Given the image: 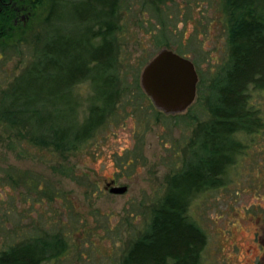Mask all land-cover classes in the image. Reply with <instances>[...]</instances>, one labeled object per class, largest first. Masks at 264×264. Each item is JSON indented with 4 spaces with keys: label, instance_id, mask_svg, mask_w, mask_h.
I'll return each mask as SVG.
<instances>
[{
    "label": "rangeland",
    "instance_id": "obj_1",
    "mask_svg": "<svg viewBox=\"0 0 264 264\" xmlns=\"http://www.w3.org/2000/svg\"><path fill=\"white\" fill-rule=\"evenodd\" d=\"M51 4H38L23 28L0 40V252L35 237L59 238L65 251L43 264H122L172 177L201 150L213 119L211 86L229 64L228 32L240 12L227 0H120L119 97L94 134L62 155L31 143L35 124L2 117L8 93L53 36L46 23ZM254 7L264 16V0ZM162 48L191 59L198 72L196 98L181 113L156 108L141 86L143 67ZM92 90L89 81L75 86L80 120ZM251 94L264 116V89ZM241 139L247 148L227 184L198 193L190 206L207 235L199 264H264V126ZM113 180L128 191L109 192Z\"/></svg>",
    "mask_w": 264,
    "mask_h": 264
},
{
    "label": "trees",
    "instance_id": "obj_2",
    "mask_svg": "<svg viewBox=\"0 0 264 264\" xmlns=\"http://www.w3.org/2000/svg\"><path fill=\"white\" fill-rule=\"evenodd\" d=\"M43 1L25 0L32 14ZM119 1L52 0L46 23L53 36L8 93L9 102L2 109V117L11 125L37 126L30 139L34 146H52L62 155L68 149L78 150L114 107L120 93L114 73ZM227 2L240 16L228 32L229 64L211 86L213 119L204 129L201 150L172 177L149 227L133 242L122 264H199L207 235L190 216V206L198 193L227 184L229 170L247 148L241 136L264 126L261 109L251 102V89H264V16L255 10L256 0ZM1 9L3 40L15 26L10 5L2 2ZM85 81L92 84L93 96L80 120L74 91ZM65 249L59 238L35 237L1 251L0 264H43Z\"/></svg>",
    "mask_w": 264,
    "mask_h": 264
},
{
    "label": "water",
    "instance_id": "obj_3",
    "mask_svg": "<svg viewBox=\"0 0 264 264\" xmlns=\"http://www.w3.org/2000/svg\"><path fill=\"white\" fill-rule=\"evenodd\" d=\"M199 76L194 62L170 48H162L143 67L141 86L154 106L167 114L184 112L195 100ZM109 182L113 194L128 191L126 185Z\"/></svg>",
    "mask_w": 264,
    "mask_h": 264
},
{
    "label": "flooded vegetation",
    "instance_id": "obj_4",
    "mask_svg": "<svg viewBox=\"0 0 264 264\" xmlns=\"http://www.w3.org/2000/svg\"><path fill=\"white\" fill-rule=\"evenodd\" d=\"M2 2L6 5H10V9L12 10L10 14L13 15L12 19L14 23L13 26H15L14 29L23 28L32 15V13L28 10L30 4L26 3L25 0H7L6 2L4 0H0V11L2 10ZM113 181L115 182V180Z\"/></svg>",
    "mask_w": 264,
    "mask_h": 264
}]
</instances>
